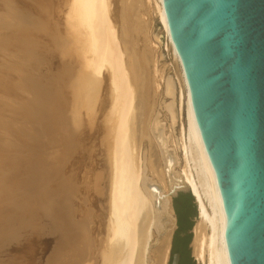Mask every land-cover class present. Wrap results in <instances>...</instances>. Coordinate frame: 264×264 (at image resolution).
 <instances>
[{"label":"bare ground","instance_id":"1","mask_svg":"<svg viewBox=\"0 0 264 264\" xmlns=\"http://www.w3.org/2000/svg\"><path fill=\"white\" fill-rule=\"evenodd\" d=\"M29 2L33 5L34 0ZM36 2H39L36 6L38 14L31 16L41 19L45 34L59 41V82L62 87L59 115L68 123V112L73 111L75 124H79L86 117L93 122L95 115L100 113L98 117L104 122L102 128L98 127L100 120H95L97 131L104 138L101 144L106 149V168L109 173L104 205L105 225L96 244L97 264H146V254L151 260L148 264H166L173 229L166 230L147 253L148 245L153 243L157 235L152 229V203L139 186L141 152L145 150L144 176L159 186L162 191L160 195L165 196L167 202L165 211L173 217L167 180L157 146L149 133L156 111L160 115L157 120L164 123V138L169 133L166 149L173 148L178 164L172 167V172L181 174L197 209L192 231V256L197 264H226L215 186L193 124L179 61L170 44L176 70L171 73L169 65L159 66L157 56L160 49L149 38L156 16L167 31L161 1L57 0L55 5L59 11L53 8L48 14H45V10H49L55 0ZM144 15L147 18L144 19ZM156 41L159 43L158 39ZM165 76H171L174 83L176 121L172 130L168 113L157 109L161 100L163 105L171 101V98L164 96ZM70 79L74 83V92L70 91ZM96 125L94 128H91L92 125L87 126L86 131L84 127V132L88 134L90 129L95 131ZM91 131L88 140L95 135ZM78 145L81 146V143ZM77 218L73 206L66 207L59 218L58 232L65 243L66 238L76 240L82 235L79 236L81 225Z\"/></svg>","mask_w":264,"mask_h":264},{"label":"rangeland","instance_id":"2","mask_svg":"<svg viewBox=\"0 0 264 264\" xmlns=\"http://www.w3.org/2000/svg\"><path fill=\"white\" fill-rule=\"evenodd\" d=\"M28 1L0 0V264H97L109 173L95 120L102 128L104 122L98 113L93 122L86 117L76 128L73 111L68 123L59 115V41L31 16L38 14L39 2ZM55 4L45 14L53 8L58 12ZM154 18L149 38L160 49L158 65H169L174 73L168 33ZM94 125L95 139L88 140L90 131L88 137L83 128ZM72 206L82 235L65 243L59 218ZM196 219L197 209L193 227Z\"/></svg>","mask_w":264,"mask_h":264},{"label":"water","instance_id":"3","mask_svg":"<svg viewBox=\"0 0 264 264\" xmlns=\"http://www.w3.org/2000/svg\"><path fill=\"white\" fill-rule=\"evenodd\" d=\"M160 1L214 182L226 264H264V0ZM163 87L171 101L163 105L161 100L157 109L168 113L172 130L176 113L171 76L164 77ZM158 117L156 111L149 133L159 152L173 217L165 211L159 186L144 176L143 150L139 186L152 203L157 235L147 253L172 228L168 264H178L189 234L179 235V249L173 254L179 229L173 200L190 192L181 174L172 172L178 164L173 148L166 149L169 133L164 138V123Z\"/></svg>","mask_w":264,"mask_h":264},{"label":"trees","instance_id":"4","mask_svg":"<svg viewBox=\"0 0 264 264\" xmlns=\"http://www.w3.org/2000/svg\"><path fill=\"white\" fill-rule=\"evenodd\" d=\"M175 214L178 220L179 229L176 232L175 239L173 242V254L178 252V241L179 235L185 233L193 227V219L196 216V206L194 200L190 194H178L173 200ZM191 234L187 235L183 239V251L181 257L186 261V264H195L190 257V250L186 247L190 243Z\"/></svg>","mask_w":264,"mask_h":264},{"label":"crops","instance_id":"5","mask_svg":"<svg viewBox=\"0 0 264 264\" xmlns=\"http://www.w3.org/2000/svg\"><path fill=\"white\" fill-rule=\"evenodd\" d=\"M192 228H193V227H192ZM192 228H191V230L185 232V234H191V240H192ZM191 240H190V243L188 244V246L186 247L187 249H190ZM171 241H172V239H171ZM168 257H169V255H168ZM190 257L192 258L191 254H190ZM167 261H168V260H167Z\"/></svg>","mask_w":264,"mask_h":264},{"label":"flooded vegetation","instance_id":"6","mask_svg":"<svg viewBox=\"0 0 264 264\" xmlns=\"http://www.w3.org/2000/svg\"><path fill=\"white\" fill-rule=\"evenodd\" d=\"M178 264H186V261L183 259V257L180 256V260Z\"/></svg>","mask_w":264,"mask_h":264}]
</instances>
